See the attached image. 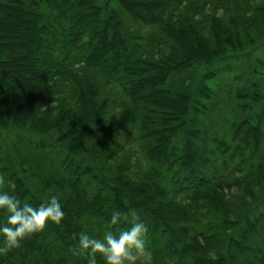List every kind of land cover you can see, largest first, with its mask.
Masks as SVG:
<instances>
[{"label": "trees", "instance_id": "obj_1", "mask_svg": "<svg viewBox=\"0 0 264 264\" xmlns=\"http://www.w3.org/2000/svg\"><path fill=\"white\" fill-rule=\"evenodd\" d=\"M0 174L65 214L0 264H264V0H0Z\"/></svg>", "mask_w": 264, "mask_h": 264}, {"label": "clouds", "instance_id": "obj_2", "mask_svg": "<svg viewBox=\"0 0 264 264\" xmlns=\"http://www.w3.org/2000/svg\"><path fill=\"white\" fill-rule=\"evenodd\" d=\"M15 184L0 174V211L5 212L6 222L0 225V238L3 247L0 255H7L9 251L21 247L22 241L33 234L42 233L49 222L59 226L64 220L59 198L50 196L39 207H33L28 202H21L14 194ZM133 217L137 214L132 213ZM121 220H127L119 211L112 214L110 224L117 225ZM147 228L143 222L135 220L131 227L114 235L108 231L103 239L90 236L87 232L79 234L78 243L70 251L74 256L86 255L88 264H97V256L105 264H137L147 247Z\"/></svg>", "mask_w": 264, "mask_h": 264}, {"label": "rangeland", "instance_id": "obj_3", "mask_svg": "<svg viewBox=\"0 0 264 264\" xmlns=\"http://www.w3.org/2000/svg\"><path fill=\"white\" fill-rule=\"evenodd\" d=\"M221 113L225 114V111H223V112H221ZM222 119H223V118H222ZM234 192H236V191H234ZM236 193H237V192H236ZM240 197H241L240 195L237 196V197H236V200L238 201V200L240 199ZM230 199H231L232 201H234V199H235V198H234V194L231 195ZM142 256H143V257H146L147 255L143 254Z\"/></svg>", "mask_w": 264, "mask_h": 264}]
</instances>
